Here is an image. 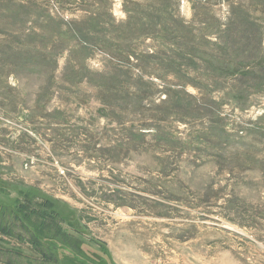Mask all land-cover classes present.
Segmentation results:
<instances>
[{
  "label": "rangeland",
  "instance_id": "obj_1",
  "mask_svg": "<svg viewBox=\"0 0 264 264\" xmlns=\"http://www.w3.org/2000/svg\"><path fill=\"white\" fill-rule=\"evenodd\" d=\"M264 264V0H0V264Z\"/></svg>",
  "mask_w": 264,
  "mask_h": 264
},
{
  "label": "crops",
  "instance_id": "obj_2",
  "mask_svg": "<svg viewBox=\"0 0 264 264\" xmlns=\"http://www.w3.org/2000/svg\"><path fill=\"white\" fill-rule=\"evenodd\" d=\"M113 262H114V261H113ZM112 264H120V263H119V262H118V263H117V262H116V263L114 262V263H112Z\"/></svg>",
  "mask_w": 264,
  "mask_h": 264
}]
</instances>
